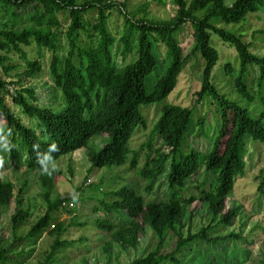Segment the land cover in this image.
<instances>
[{"label": "trees", "instance_id": "trees-1", "mask_svg": "<svg viewBox=\"0 0 264 264\" xmlns=\"http://www.w3.org/2000/svg\"><path fill=\"white\" fill-rule=\"evenodd\" d=\"M159 1L163 3V0ZM262 1L234 0L228 5L225 0H174L177 5L175 14L168 19L155 20L147 16L148 1L139 6L141 15L137 16V12L126 11L127 0L117 3L112 0H86L82 3L78 0H0V10L5 13V19L0 20V67L3 74L9 76L11 70L19 67L8 56L14 52L25 65V69L18 73L16 82L19 84L34 77L42 71L40 58L42 50L46 49L51 52L49 70L55 89L58 88L64 98L63 108L57 111L34 104L37 99L32 88L21 87L11 97L24 114L36 119L37 131L23 123L7 105V87L13 85L14 81H6L0 76V117L5 122L3 133L8 135V129L12 130L8 138L12 146L8 155L21 161L19 145L24 151L28 171H41L42 166L36 163L33 145L39 146L42 158L49 145L56 144L59 151L52 152V158L86 148L89 171L125 163L135 169L140 150L146 148V160L137 171L139 178L146 182L145 190L151 191L160 177L166 180L168 193L161 202H145L133 186L109 189L105 193L106 199L100 200V207L95 209L100 208L106 214L124 212L127 219L125 223H115L107 218L95 220L97 228L107 235L103 250L108 256L114 244L123 250L135 249L139 236L145 234L146 228L155 235L156 246L128 264H162L167 260L177 264L180 261L175 253L192 241L201 239L216 243L242 237L237 233L211 236L208 232L214 228L212 222L216 219L218 224H232L238 209L227 207L226 199L232 194L237 178L244 174L249 141L264 143V56L251 52L250 43L216 26L213 19L219 18L226 23L240 22L248 13L258 10ZM115 5H118L124 19L123 31L118 38L121 55L131 53L133 42L137 41L135 59L121 68L114 64L112 47L115 39L107 24L110 9ZM89 9L96 10L94 23L88 24L99 38L94 46L81 47L78 44L79 31L85 30L83 14ZM199 10L203 11L201 17L196 15ZM57 12L67 13L69 17L65 30L69 49L62 69L57 56L60 28ZM187 22L192 26L194 46L184 54L176 33ZM257 32L264 34V29ZM212 34L236 50L240 67L233 84L246 105H240L221 94L211 81L213 68L219 59L218 51L211 45ZM159 44L165 47L163 61H167L162 73L156 74L151 82L148 77L158 68L160 55L155 48ZM31 45L35 46L36 57H30L26 51ZM197 53L202 56L204 66L200 88L194 93V104L181 106L167 102L165 99L174 89L181 69ZM75 55L77 63L73 61ZM248 65L259 66L255 87L244 80ZM223 69L225 74L233 75L234 68L230 63H224ZM206 98L212 99L219 109V128L211 148L207 153L193 147L184 151L183 145L194 127L197 128L194 135L204 130L205 117L194 122L193 113L195 105ZM154 103H162L159 106L160 115L146 141L138 149H131L129 141L136 128H146L142 106ZM250 104H256V116L247 108ZM94 136H104L107 142L99 149L89 146ZM155 137L167 150L153 147ZM2 144L3 140H0ZM201 169V177L192 183L191 178L200 174ZM55 174L41 175L48 208L28 230L24 236L27 239L46 231L51 224V212L70 200L68 197H56L50 201ZM259 190L264 193V179L259 184ZM14 198V185L12 181L3 179L0 169V207H7ZM196 200L208 208L211 223L196 233L187 232L183 237L181 227L186 208ZM29 216L27 210L19 208L11 217L13 226ZM47 232L54 235L51 251L46 257L49 260L67 242L60 238L64 232L62 221L53 224ZM169 233L176 237V243L168 252L164 249V242ZM15 238V241L21 240ZM262 240L264 245V236ZM7 252L0 244V262L10 260Z\"/></svg>", "mask_w": 264, "mask_h": 264}, {"label": "rangeland", "instance_id": "rangeland-1", "mask_svg": "<svg viewBox=\"0 0 264 264\" xmlns=\"http://www.w3.org/2000/svg\"><path fill=\"white\" fill-rule=\"evenodd\" d=\"M84 1L86 0H78L79 3ZM112 1L117 3L123 0ZM145 1L149 2L147 16L151 19H168L175 14L177 9L174 0H163V3L159 0H127L126 11L128 13L137 12V16H140L141 12H138V8ZM233 1L225 0V3L229 5ZM202 14V10L196 12L197 17H201ZM56 15L60 22L57 56L60 60L59 67L62 69L63 61L69 49L65 35L69 17L67 13L64 14L63 12H57ZM4 17L5 13L0 10V20H4ZM95 19V9H89L83 14L85 30L79 31L78 41L81 47L94 46L96 44L99 35L93 32L92 26L88 24L89 22L94 23ZM213 23L228 32L241 36L243 41L251 44V52L264 56V34L257 32L260 29H264V0L259 5L258 10L248 13L246 18L240 22L226 23L219 18H214ZM107 24L108 30L115 39L112 47L114 64L116 67L121 68L135 59L137 41L134 40L131 53L124 56L121 55L118 38L123 31L124 19L119 12L118 5L110 9ZM192 31L191 24L187 22L176 33L184 54L189 53L194 46ZM211 45L219 53V59L212 71V83L221 94L230 100L236 101L240 105H246L233 84V78L240 67L235 48L223 42L214 34L211 35ZM26 51L30 57H36L37 55L34 45L27 47ZM155 51L159 52L160 56L158 58V68L148 77L151 82L156 78V74L162 73L167 61H163L165 52L163 44H159ZM8 56L11 62L19 64V67L11 70L9 76H5L0 67V76L6 81H14L13 85L7 87L6 103L23 123L38 131L36 119L24 114L21 108L12 102L11 97L21 87L32 88L37 99L33 102L34 104L47 106L57 111L63 108V95L58 88L55 89L50 75L51 52L43 49L40 58L42 71L19 84L16 81L19 78L18 73L25 69L24 62L14 52L9 53ZM73 61L77 63L76 55ZM226 62L230 63L234 68L233 75L224 73L223 64ZM203 66L204 60L200 53L192 56L181 69L174 89L165 100L181 106H192L195 99L194 93L199 90L201 85ZM247 68L248 73L244 80L248 85L255 87L259 66L248 65ZM160 105L162 103L142 106V112L146 119V128L140 126L136 128L129 141L131 149H138L146 141L155 121L160 115ZM255 106L256 104L247 105L253 116L258 113L254 108ZM202 116L205 117L204 130L200 134L194 135L197 132V128L194 127L193 133L188 135L187 141L183 145L184 151H189L192 147L198 148L202 153H207L210 150L213 138L219 128V109L212 99L206 98L195 105L194 122H197ZM4 123L0 117V127L3 128ZM1 135L8 136L4 135L3 132ZM106 142V137L94 136L90 139L89 146L99 149ZM249 143L248 152L245 155L246 166L244 174L237 178L232 194L226 199L227 207H237V215L232 224L228 226L218 224V219H216L212 222L214 228L208 232L211 236L237 233L242 237L217 241L216 243L202 241L201 239L192 241L185 244L175 253V257L180 261L177 264H263L264 193L259 190V184L264 179V143L254 140H250ZM153 147H163L159 138H154ZM18 149L22 157L19 162L12 159L8 155V151L1 150L4 158V167L1 169L2 177L5 180L12 181L15 198L7 207H0V244L2 248L8 250L7 254L10 257V260L2 261L0 264H128L134 258L155 248L157 239L151 229L146 228L145 234L139 236V244L135 249L123 250L114 244L111 254L108 256V253L103 250L107 235L99 230L95 224V220L98 218H107L115 223H125L127 220L124 212L106 214L100 208L95 209V207H100V200L106 199L105 193L109 189L115 190L122 186H133L142 195L145 202H161L166 199L168 189L164 177H160L157 180L151 191H146V182L141 180L137 174L138 169L146 160V148L140 150L138 166L135 169L130 168L125 163L119 166H104L89 171L90 162L86 155V148H80L46 161L49 169L52 168L53 163L58 168L57 174L53 178V188L49 194L50 201L55 200L56 197H68L70 200L58 205L51 212V224L46 231L30 239L24 236L34 222L46 212L48 199L44 196L45 188L41 184V171H28L24 151L19 145ZM165 149L167 150V148ZM150 155L152 156V154ZM202 171L201 169L200 174L191 178L192 183L201 177ZM208 179H210V176H208ZM74 192L79 193V201L75 205H70V203L73 204L71 195ZM19 208L27 210L30 216L27 220L13 226L11 217ZM59 221L63 222L64 227V232L60 238L67 243L65 246L58 248L52 258L48 260L46 257L51 251L54 235L47 231ZM73 221L75 223H72ZM76 223L81 224V226ZM210 223L211 214L208 208L199 200H196L186 208L183 226L181 227L182 235L184 237L187 232L196 233L201 227ZM15 237L21 238V240L15 241ZM175 243L176 237L169 233L164 242L165 251H172ZM162 264L176 263L167 260Z\"/></svg>", "mask_w": 264, "mask_h": 264}, {"label": "clouds", "instance_id": "clouds-1", "mask_svg": "<svg viewBox=\"0 0 264 264\" xmlns=\"http://www.w3.org/2000/svg\"><path fill=\"white\" fill-rule=\"evenodd\" d=\"M4 129L2 127H0V132H3ZM12 134V130L8 129V136H0V140H3L4 143L2 145H0V149H2L3 151L7 152L11 150V144L8 140V137L11 136ZM34 150L36 151V163L38 165H41L42 167H40L41 173L45 174V175H49L51 176L54 172L58 171L57 165L55 163H53L52 168L49 169L48 165L46 164V161L52 160V156L51 153L52 152H56L59 151V148L56 144H50L47 151L43 154V157L41 158V153L38 151L39 146L38 145H33ZM4 167V158L3 156H0V169H2ZM71 199L73 201V205H75L76 203H78L79 201V193H73L71 195Z\"/></svg>", "mask_w": 264, "mask_h": 264}, {"label": "built area", "instance_id": "built-area-1", "mask_svg": "<svg viewBox=\"0 0 264 264\" xmlns=\"http://www.w3.org/2000/svg\"><path fill=\"white\" fill-rule=\"evenodd\" d=\"M64 204V203H63ZM70 205H73L72 203H70Z\"/></svg>", "mask_w": 264, "mask_h": 264}]
</instances>
